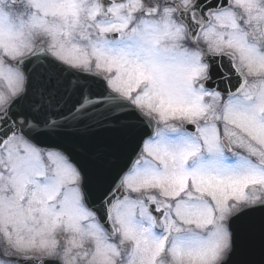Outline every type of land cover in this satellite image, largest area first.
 Segmentation results:
<instances>
[{"label": "snow or ice", "instance_id": "1", "mask_svg": "<svg viewBox=\"0 0 264 264\" xmlns=\"http://www.w3.org/2000/svg\"><path fill=\"white\" fill-rule=\"evenodd\" d=\"M0 264H264V0H0Z\"/></svg>", "mask_w": 264, "mask_h": 264}]
</instances>
